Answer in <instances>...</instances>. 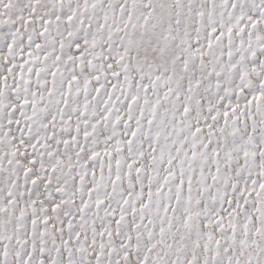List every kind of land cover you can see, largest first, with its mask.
I'll use <instances>...</instances> for the list:
<instances>
[{
    "label": "snow or ice",
    "instance_id": "6c2138e0",
    "mask_svg": "<svg viewBox=\"0 0 264 264\" xmlns=\"http://www.w3.org/2000/svg\"><path fill=\"white\" fill-rule=\"evenodd\" d=\"M0 264H264V0H0Z\"/></svg>",
    "mask_w": 264,
    "mask_h": 264
}]
</instances>
